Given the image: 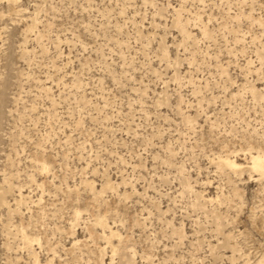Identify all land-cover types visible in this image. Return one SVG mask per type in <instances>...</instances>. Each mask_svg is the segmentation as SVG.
I'll return each instance as SVG.
<instances>
[{
  "label": "rangeland",
  "instance_id": "obj_1",
  "mask_svg": "<svg viewBox=\"0 0 264 264\" xmlns=\"http://www.w3.org/2000/svg\"><path fill=\"white\" fill-rule=\"evenodd\" d=\"M252 156L264 0H0V264H261Z\"/></svg>",
  "mask_w": 264,
  "mask_h": 264
},
{
  "label": "bare ground",
  "instance_id": "obj_2",
  "mask_svg": "<svg viewBox=\"0 0 264 264\" xmlns=\"http://www.w3.org/2000/svg\"><path fill=\"white\" fill-rule=\"evenodd\" d=\"M227 164L234 169H239L240 165L236 161L227 162ZM250 164L253 170L258 172L261 176L264 177V159L259 156H252L250 160ZM264 264V258L260 262Z\"/></svg>",
  "mask_w": 264,
  "mask_h": 264
}]
</instances>
